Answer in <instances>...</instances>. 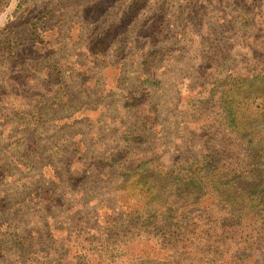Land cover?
I'll use <instances>...</instances> for the list:
<instances>
[{
	"label": "rangeland",
	"instance_id": "1",
	"mask_svg": "<svg viewBox=\"0 0 264 264\" xmlns=\"http://www.w3.org/2000/svg\"><path fill=\"white\" fill-rule=\"evenodd\" d=\"M2 2L0 264H264V0Z\"/></svg>",
	"mask_w": 264,
	"mask_h": 264
},
{
	"label": "trees",
	"instance_id": "2",
	"mask_svg": "<svg viewBox=\"0 0 264 264\" xmlns=\"http://www.w3.org/2000/svg\"><path fill=\"white\" fill-rule=\"evenodd\" d=\"M5 5L6 4H4V2H2V0H0V15L4 11ZM145 55H146V58L148 60H150V61L153 60V58L151 57L153 55L150 52H148ZM248 74H250L252 81L253 80H259L260 83L264 82V77L259 76L260 74L259 75L255 74V72H253V70L252 71L249 70L247 72L239 73V75H236V77L230 78V79H228V81H226V80L224 81V83L222 85L220 98H219L220 100L218 102L219 108L222 109L221 113L223 114V117L226 120V122L224 124L228 128H230L232 130H235V131H239L240 130V128H239L240 124L239 123H238V125L236 124L238 122V120L235 118V115H236V112L238 111V109L235 108L234 103H236V102L234 100L240 94L239 93L240 89L244 88L249 83V82H247V77H245V75H248ZM259 98H262V100L258 102L257 100ZM62 100H63L62 97H58V101L59 102H61ZM252 100H254L253 102L250 101V103H252V105H253V103H255L256 106H260V108L261 107L264 108V95L263 96L261 95V96H258V97L255 96ZM60 150H61V148H60ZM113 160H114V158H113ZM120 162H121V158L120 157H118L116 160H114V163L117 164L118 166H120L119 165ZM64 163H67V158L63 159V164ZM122 168H125V167L123 166ZM123 171H125V169ZM142 171H143V169H141L140 171L136 170V175L141 176ZM187 174H191V171L187 172L185 175H187ZM122 176H124V177L126 176V178L130 177V178L137 179L135 176L129 175V174H122ZM191 181H192V179H191ZM124 208H127V207H124ZM126 211H127V215H128L129 218H134V215H136L135 219L140 217L143 220V222L145 223L146 226L150 225V224L151 225L160 224V225L163 226V221H164L165 225H166V228L168 229L170 227V224H169V221H168L169 219H166V213H162L160 211H157L155 208L152 209V207L150 206V202L148 200H145L141 204L135 205L132 208H128V209H126ZM150 211L158 213V216L160 218L157 219L156 221L153 220L152 217L150 218ZM164 216H165V218H164ZM161 218H163V220ZM185 220H186L185 217L182 214H180L176 225L177 226L182 225L181 228L185 229L186 225H187L186 224L187 222ZM137 223L134 222V223H132L131 226H128L126 228L127 230H123V231H125V234L133 236L134 235V230H135V227L133 228V226L135 225L137 229L142 227V226H140L138 228V226H137L138 224ZM121 233H123V232L121 231ZM141 233H144V231L141 232ZM148 235H150V234H147L146 236H148ZM186 238H187V236H186ZM164 248L168 252V250H170L169 249V243L167 245H165ZM162 253L165 254L166 252H162ZM169 257H173V255L169 254ZM175 264H178V263L175 262Z\"/></svg>",
	"mask_w": 264,
	"mask_h": 264
}]
</instances>
